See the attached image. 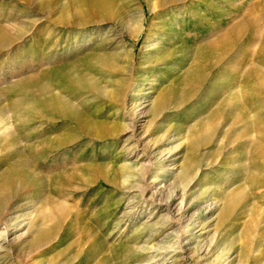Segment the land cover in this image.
I'll list each match as a JSON object with an SVG mask.
<instances>
[{
  "label": "rangeland",
  "instance_id": "1",
  "mask_svg": "<svg viewBox=\"0 0 264 264\" xmlns=\"http://www.w3.org/2000/svg\"><path fill=\"white\" fill-rule=\"evenodd\" d=\"M257 3L152 10L150 0H0V111L11 100L18 141L0 152V184L8 168L17 171L0 195V219L10 224L0 264H223V248L226 264H264V94L252 98L247 129L233 117L224 125L225 108L212 113L220 92L208 93L211 78L175 104L210 29L252 13L263 28ZM258 40L245 62L238 50L223 65L237 60L238 73L263 49ZM49 94L76 116L51 121ZM192 163L181 211L177 175ZM141 167L153 202L132 187L146 182ZM57 207L66 214L55 237L35 246L40 217L45 210L56 219Z\"/></svg>",
  "mask_w": 264,
  "mask_h": 264
},
{
  "label": "bare ground",
  "instance_id": "2",
  "mask_svg": "<svg viewBox=\"0 0 264 264\" xmlns=\"http://www.w3.org/2000/svg\"><path fill=\"white\" fill-rule=\"evenodd\" d=\"M150 3L152 4V10H155L156 7L163 9L170 3H174V4L175 3H182L181 5L186 6L187 9H191L190 8L191 7L190 6L191 0H157V2L156 1L152 2L150 0ZM257 5L258 6L261 5L264 8V0H258V3L256 4V6ZM200 10H204V9L202 8ZM259 15L261 16V13ZM259 24H260V21H259ZM28 25H29V23H28ZM263 25H264V23H262V26ZM27 29H28V26H27ZM29 30H30V28H29ZM29 30H27V31H29ZM210 30H212V31L210 33L206 34V36L208 35L207 41L203 45L199 46L197 55L195 57L196 61H194L193 64L191 65V68L185 72V76L183 78L184 86L180 90L179 97L176 98L177 102L175 104H179V103L181 104L182 101L184 102L185 98L190 96L195 91V89L200 84V82L204 81L205 78L207 80H209L211 78L208 81V93L209 92L214 93V96H215V95H217V93L220 92V95H217L218 98L211 99V101H214L216 103L215 107L212 109L213 110L212 113L217 111V115H218V112L221 111L223 108H225L227 110V118L225 119V117H223V119H224L223 122L226 121V125H228L230 123V121H231L230 117H233V120L231 122L232 125H234V124L236 125L238 123L245 122L246 129L250 128L251 124L248 123L249 122L248 120H249V117L251 116L252 110L256 108L255 102L253 101L252 98H254V97L260 98V96L262 94H264V62L261 61L262 56L264 57V46H263V49L261 50L260 53L256 52L259 55H256V54L253 55L254 52L251 51V53H250L251 59L249 61H246V64L244 67L243 66L240 67V70L238 73H232L231 72L232 69H235L236 66L239 65L237 60L234 59V61H232L233 59H231L230 61H228V63L226 65H223V63H224V59H226L225 58L226 56L236 54V52L238 50H241L239 52V54L241 53V56H243L244 62H245V60L247 59L248 53H249L248 49L251 48L252 45H254V43H255L254 40L257 38V36H259L258 41H260V43L264 44V26H263V28L259 27L258 22L256 20V16H254V14L252 13L247 18H242L239 21L232 22L230 24V26L225 28L224 30H222V29H218V30L214 29L213 30V28ZM1 31H2V29H1ZM24 32H25V30H24ZM21 36L22 35H19L18 37H21ZM18 37H12V41L16 40ZM4 38L6 40L2 41V44H3V42L4 43L11 42V38H8L7 36ZM7 38L10 40H8ZM4 45H6V44H4ZM256 47H258V46H256ZM226 73H228V76H225V78H224L225 83L217 84L216 79H219V77L224 76ZM178 89H179V87H178ZM124 94L125 93H123L122 95H124ZM49 95H50L49 96V98H50V103H49L50 106L49 107L56 114V115L51 117V119H50L51 121H52V119H57L59 117H64V116H67V117L68 116L69 117L76 116V111L73 110L71 107H69L68 106L69 104L68 105L66 104L67 102L64 103L62 101V97L58 96L59 94L58 95L49 94ZM242 95H244V98H242ZM214 96H213V98H214ZM161 101H158V103L155 104L156 106L154 105L155 109H157L156 111H159V110L161 111V109H163L162 105H160L162 103ZM124 103H126V102H124ZM178 106H180V105H178ZM175 107H176V105H175ZM129 111H127V112H129ZM220 117H221V115H220ZM130 118L133 119L134 117L133 118L130 117ZM13 119H14L13 114L11 113V100H9V103L4 104V107H2V109L0 111V130L2 129V131H0V152L2 150L11 149V147L13 148L18 143L15 136L13 137V139H11V132L10 131H12V130H10V128H11V124H13V122H14ZM224 125H225V122H224ZM2 126L4 129L2 128ZM23 126H25V125H23ZM26 126H25V128H26ZM211 130H213L212 132H215L217 130V125H215L214 129H211ZM17 133H19V129H17ZM210 133H211V131H210ZM30 134H28V137L30 136ZM208 136L210 137L211 135H208ZM167 138H169V136L165 137V139H167ZM221 140L222 139H220V141ZM234 141H235V138L233 136H231L228 143H233ZM60 143L58 146L61 145ZM62 143H64V142H62ZM224 145H222V147H220V148H222L220 150L224 149ZM51 150H53V148L48 146L45 149L46 154L49 153ZM171 150H168V152ZM196 150H197V148H195V149L192 148L191 154L193 155V153H195ZM42 153L43 152H41V154ZM141 166L143 167V165H141ZM198 166H196V163H195V165H194V163H192V165H190V166H188V165L182 166L180 168V171L178 172L177 176H178L180 181H178L177 186L182 187L181 194L179 196L180 197L179 210H181V211L185 209L186 195L188 193V187L187 186H188V184H190V182L192 180V178L185 180V175L187 174V171H189L190 167H194V169H197ZM142 167H141L142 171H140V173H137V174H140L141 175L140 178L145 180L144 175H145V173H147L148 170L142 169ZM146 168H147V166H146ZM148 168H150L149 165H148ZM154 169L155 168H153L152 171ZM16 172L17 171L15 169L10 167L3 173V175L1 177L5 180V182L4 183L2 182L3 184H0V195H3L5 192H7V190H8L7 185H9L7 183V181L9 182L10 180L12 181L13 179H15L14 177L16 175ZM132 176L133 175L131 173H127L125 180H129ZM180 177H181V179H180ZM145 181L146 182H144V183L137 182L132 187H135V189H138V195L141 199H144V200L149 199L150 202L151 201L153 202L155 200L153 195L146 197V192L148 190V186L151 184H148L149 183L148 180H145ZM5 194L7 196V193H5ZM51 202H52V204L57 205V203L55 201H53V199L51 200ZM58 205L61 207V205L59 203H58ZM57 208L59 209V207H57ZM44 212H45V210H44ZM44 212L39 219V223H37L38 227H37V231H36V234L34 237L35 246L39 243H42L45 240L48 241L53 236L55 237V232L57 231V229L59 227L58 220H60V215L62 213H65V212H62V208H60L59 212H58V217L56 219H54L55 218L54 216H52L51 214H49L47 212H46L47 214H44ZM170 219H171V217H170ZM0 221H4L2 233H0V238L2 240L6 241L8 232L10 230L9 229L10 224L7 223V220L0 219ZM60 224H62V222H60ZM15 228H16V225L11 223V230L15 229ZM59 229H61V228H59ZM185 231L186 230L182 229L180 234L184 235ZM0 249H1V246H0ZM221 250H220L221 252H219L217 255V259L221 258V262L223 264H226L225 256H224L226 253V248H223ZM4 264H11V263L10 262L9 263L4 262Z\"/></svg>",
  "mask_w": 264,
  "mask_h": 264
}]
</instances>
